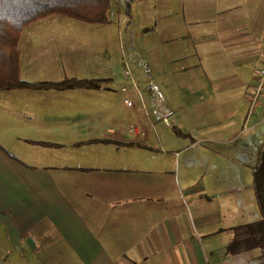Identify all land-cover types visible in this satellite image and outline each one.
<instances>
[{
	"label": "crops",
	"instance_id": "0c3cea01",
	"mask_svg": "<svg viewBox=\"0 0 264 264\" xmlns=\"http://www.w3.org/2000/svg\"><path fill=\"white\" fill-rule=\"evenodd\" d=\"M165 4L150 31L167 46L166 105L187 137L125 134L118 123L91 132L87 113L54 100L71 89L0 90V264H264L258 247L227 250L232 227L260 214L238 222L247 189L203 162L237 165L235 153L248 150L251 172L264 150V92L248 113L264 0ZM107 23L26 24L19 74L38 60L102 56ZM64 30L77 39L57 37ZM80 124L90 132L76 133Z\"/></svg>",
	"mask_w": 264,
	"mask_h": 264
},
{
	"label": "rangeland",
	"instance_id": "374dc122",
	"mask_svg": "<svg viewBox=\"0 0 264 264\" xmlns=\"http://www.w3.org/2000/svg\"><path fill=\"white\" fill-rule=\"evenodd\" d=\"M165 2L166 0H109L107 13L109 22L101 26L102 56L100 53L90 54L91 56L86 58L80 55L67 58L65 61L50 59L43 63L38 60L33 62L38 65L35 70L24 71L26 67H22L19 77L27 81L107 78L108 81L102 83L105 90L92 89L85 92L83 89L72 88L70 93H62L54 100L62 103L63 107L73 113H87L89 122L93 121L95 124L92 130L95 127L99 129L91 132H102L108 127L114 129V123H118L125 134H132L136 130L139 135L159 136L163 141L165 138L187 137L189 134L182 133L174 125L169 115L170 109L166 105L168 97L166 89H170L167 72L169 63L165 55L167 46L150 31L155 22L165 21L159 17L160 13H155L165 9ZM37 21L79 22L60 15ZM64 31L67 34L57 37L77 39L76 30ZM78 31L82 37L83 34L90 37L89 32ZM95 114L99 115L96 119ZM72 117L75 116L71 115ZM184 126L200 134L201 130L198 127L189 124ZM74 129L76 133L90 132V128L86 129L83 124ZM235 155L237 165L217 156H209L203 162L208 164L210 169L222 173L223 184L231 188L235 186L247 189L240 200L247 207L246 211H242L244 208L241 207V212L239 211L237 215L245 216L238 219V222H248L259 217L251 190V172L246 166L251 164L254 158L248 150L237 151ZM249 206L252 207L251 210Z\"/></svg>",
	"mask_w": 264,
	"mask_h": 264
},
{
	"label": "trees",
	"instance_id": "16d2710c",
	"mask_svg": "<svg viewBox=\"0 0 264 264\" xmlns=\"http://www.w3.org/2000/svg\"><path fill=\"white\" fill-rule=\"evenodd\" d=\"M109 0H0V90L96 89L108 79L62 78L58 81H27L19 77L18 38L26 24L52 15L87 23L109 22ZM41 144H48L39 142ZM252 191L260 218L232 227L229 251L258 247L264 258V150L251 169Z\"/></svg>",
	"mask_w": 264,
	"mask_h": 264
},
{
	"label": "built area",
	"instance_id": "2783aa9c",
	"mask_svg": "<svg viewBox=\"0 0 264 264\" xmlns=\"http://www.w3.org/2000/svg\"><path fill=\"white\" fill-rule=\"evenodd\" d=\"M253 78L255 85L253 93L249 97L248 113L254 110L255 106L259 102V98L262 95V92H264V51L260 57L257 67L254 70Z\"/></svg>",
	"mask_w": 264,
	"mask_h": 264
}]
</instances>
